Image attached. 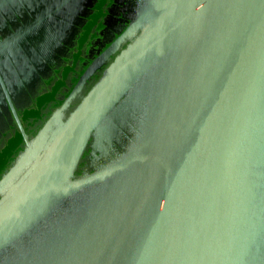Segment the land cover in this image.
<instances>
[{
  "label": "water",
  "instance_id": "water-1",
  "mask_svg": "<svg viewBox=\"0 0 264 264\" xmlns=\"http://www.w3.org/2000/svg\"><path fill=\"white\" fill-rule=\"evenodd\" d=\"M47 1L50 8L40 16L34 9L45 7L36 8L35 0H0V13L34 8L27 27L32 30L70 2ZM137 19L144 23L137 40L54 136L38 169L0 204V255L33 231L53 205L135 172L115 231L84 264H251L257 256L250 250L254 233H264V0H157L143 5ZM171 54L183 64L151 135L118 163L71 180L99 125ZM252 147L257 153L249 154ZM35 150L0 187L17 179ZM94 225L85 221L84 228L71 230L64 240L71 250L60 264H74L78 252L89 249L97 237ZM43 250L44 264H56Z\"/></svg>",
  "mask_w": 264,
  "mask_h": 264
},
{
  "label": "rangeland",
  "instance_id": "rangeland-1",
  "mask_svg": "<svg viewBox=\"0 0 264 264\" xmlns=\"http://www.w3.org/2000/svg\"><path fill=\"white\" fill-rule=\"evenodd\" d=\"M35 1L36 8L45 7L42 11L33 8L37 16L50 8L46 6L47 0ZM63 1L54 0L60 6ZM156 1L72 0L69 13L77 16L69 26L74 29L70 31L68 27L69 33L64 34L59 32L64 29L65 19L48 18L30 30L27 27L33 9L0 13V182L36 148L17 179L0 187L1 205L38 169L54 136L59 135L117 56L137 40L144 28V23L137 19L138 10ZM182 64L180 55L171 54L149 70L94 132L70 173L71 180L89 177L118 163L151 135L173 88L170 81ZM38 138L40 143L35 146ZM257 151L252 147L249 154ZM134 180L135 172H127L53 205L32 231L33 240H25L28 242L23 249H49V261L60 264L71 250L65 243L72 236L71 230L84 228L85 221L94 222L97 237L73 261L86 263L84 258H90V253L98 254L111 238ZM262 192L259 206L264 209ZM242 194L246 203L248 195L244 190ZM255 223L260 226L257 219ZM260 229L263 231V226ZM228 231L227 244L232 238L231 228ZM254 238L250 251L257 256L251 264H264V233H254ZM84 244L81 242V246ZM16 261L17 252L5 251L0 255V264ZM228 264H232V259Z\"/></svg>",
  "mask_w": 264,
  "mask_h": 264
},
{
  "label": "trees",
  "instance_id": "trees-1",
  "mask_svg": "<svg viewBox=\"0 0 264 264\" xmlns=\"http://www.w3.org/2000/svg\"><path fill=\"white\" fill-rule=\"evenodd\" d=\"M72 1V0H70ZM73 4V2H69L66 5H63V8H61L58 11H55V13L53 14V19H59V20H64V29L62 31H60L59 33H69L68 32V27L70 31H73V27L69 26V25H73V20H75L77 14H73V13H69L70 7ZM72 18H71V16ZM47 17V16H46ZM48 18V17H47ZM32 231L30 233H28L27 235L23 236L21 238V240H19L17 242V244H15L14 246H11L9 248V251L12 252H17V261L14 262V264H44L46 263L48 260H46V256H48L47 251L42 250V251H38L39 249L37 247L34 246L35 251L33 252V247L31 246L29 248V250L25 251L23 249V246L25 245L26 242L25 240H33V235L31 234ZM8 252V251H7ZM37 254V256H36ZM45 254V256L42 258V255ZM52 254L50 255L49 259L51 258Z\"/></svg>",
  "mask_w": 264,
  "mask_h": 264
}]
</instances>
